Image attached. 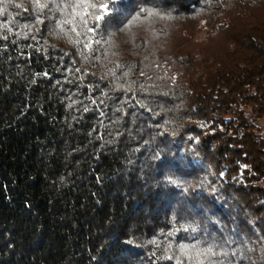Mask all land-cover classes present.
I'll return each instance as SVG.
<instances>
[{
	"label": "trees",
	"instance_id": "trees-1",
	"mask_svg": "<svg viewBox=\"0 0 264 264\" xmlns=\"http://www.w3.org/2000/svg\"><path fill=\"white\" fill-rule=\"evenodd\" d=\"M40 2L0 0V264H264V0Z\"/></svg>",
	"mask_w": 264,
	"mask_h": 264
},
{
	"label": "snow or ice",
	"instance_id": "snow-or-ice-1",
	"mask_svg": "<svg viewBox=\"0 0 264 264\" xmlns=\"http://www.w3.org/2000/svg\"><path fill=\"white\" fill-rule=\"evenodd\" d=\"M35 2L39 8L47 7V5L42 4L40 0H35ZM53 2H55V0H53ZM63 2L66 9L82 8L81 12L76 13V17L79 18L82 26L86 28L88 32L95 33L97 31V27H88V18H92L93 23L97 26H99L100 22H106V17L111 16L115 11V9L110 7V5H115L118 3V0H63ZM142 13L144 14L145 19L158 15V13L153 9L140 8L135 15L131 16L124 27L127 28L129 25L140 22ZM73 22V20H65V23ZM97 43H99V41H97ZM90 46V44L86 45V47ZM171 182L176 183L174 180ZM192 231L195 232L197 229L193 228ZM219 247L220 246L216 244L215 241L209 243L203 240H196L195 243L191 244H179L178 248L184 256V259H176V264H223V261L217 262L212 259L213 257L220 254L225 256L228 254L226 251L223 253L217 252L216 249ZM167 259L171 260L174 259V257L169 256Z\"/></svg>",
	"mask_w": 264,
	"mask_h": 264
}]
</instances>
